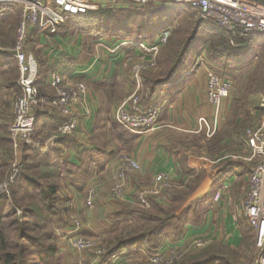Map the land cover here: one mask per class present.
I'll use <instances>...</instances> for the list:
<instances>
[{
    "label": "rangeland",
    "instance_id": "obj_1",
    "mask_svg": "<svg viewBox=\"0 0 264 264\" xmlns=\"http://www.w3.org/2000/svg\"><path fill=\"white\" fill-rule=\"evenodd\" d=\"M124 10L127 11L134 10L136 12L139 11L148 15L150 12L160 11V13L162 14V18L155 17L153 20H150V17L149 18L143 17L141 20H138L134 23V25H140V24H146L147 21H151L150 23L152 25V29L154 30H159V28L163 27L164 25L166 26L165 28L168 27L167 29L169 30L170 35L168 36V39L166 40L164 46L161 47V49L159 50L156 56V62L158 61V59H162L163 61H165V59L170 60V59H174L175 57H178L183 46H185V44L189 42L184 49L185 51L181 56L182 61L179 63L176 71L179 72L181 70V79L183 77L193 74V72L199 71L204 76L205 91H206V72L212 71L217 75H219L221 78L228 80L229 83L231 84L230 95L227 98H225V100H227L228 105L226 104L224 105L223 100L221 102V107H220L221 110L219 113L220 117L218 118V125H217V128L219 129L217 134L218 136L216 135L215 138L213 137L207 138L206 134H204L203 132L197 133L196 132L197 129H196L195 131L196 134L193 133L191 135H187L189 137L192 136L190 138L191 141L189 142L193 143L195 145V148L199 149V152H203L205 155H209L210 158L214 157L213 159L216 160H219L220 159L219 156L221 155H225L226 156L225 159H233V160H238L240 157L247 156V152H245L246 148L244 144H240V142L245 137L246 132L257 125L259 119V111H258L259 99L262 95H264L263 35L262 37H253L256 38L254 39L256 40V42L251 41V43H249L248 51L246 54L239 56L236 60L231 61V63H223L220 62V60H218L216 57H212L211 54H209L208 43L209 42L212 44L216 43L217 40L222 36L219 33L223 34L224 36L226 34H224L220 29H218L212 23L195 18L192 14H190L191 11L185 12L180 7H174V6L158 7L154 5H145L143 7L132 6L130 8L122 9L120 11H124ZM110 13L115 15L109 16V19L107 20L110 21L109 24L118 23L119 27H122V22L124 20H121L120 17L116 16L118 15L116 13L119 12L111 11ZM18 14L15 13L14 11V13H12L9 16L11 17L9 21H7L2 26V28H4L2 30L3 33H9L8 35H10V32L13 31L14 44L13 46H11L12 48H14L15 46L16 32L22 20L21 17L22 13L21 16ZM18 16L20 17V19L16 18ZM93 21L94 20L92 21L87 20L82 23H85V25H87L93 23ZM66 22H70L69 18L67 19ZM160 33H161L160 31L159 33L158 31H155L153 32V35H151L150 37H143L144 39H142L141 42H144L146 44L152 43L156 39V37L159 36ZM124 36L125 37H123L122 35L115 34L109 37L108 39L106 38L102 40V42L103 41L105 42L100 43V45H98L99 43L97 42L96 51L98 49L99 51L103 50V53L107 52L109 46H111V41L113 43L122 42V41H132L134 43H139L132 40L129 37V35H124ZM76 38L82 39L81 34L78 35L74 34L73 39ZM1 39L4 40L3 38ZM0 44H2L1 41ZM68 44L70 43L68 42ZM229 46L231 45L229 44ZM237 49H239V47ZM241 49L243 48H240L239 50ZM26 51L32 54V52H30L28 48ZM248 52H250V55L246 56ZM108 59L109 58L107 57V60ZM162 67L164 66L161 64L160 65L161 70L164 69ZM158 68L159 66L155 68L154 71L151 70H149L150 72L146 71L141 76L147 74V72H149V74L150 73L152 74V72L153 73L158 72ZM125 70L126 72H128L127 73L128 76L131 77L133 79V82L137 85V80L134 79L135 77L133 78L130 72L127 69ZM160 73L161 72L159 71L157 74L154 73V75L157 76ZM13 76H14L13 74L9 75L11 79L13 78ZM149 76L151 75H145L144 77L146 78ZM161 78L163 77H160L159 79ZM140 79L138 80V82H140ZM80 82L84 84L87 91L88 88L86 83L83 81ZM18 90L19 91L16 92L13 91L12 92L13 94L9 95L8 98V103H10V107H9L10 119H11L10 125L13 121L12 111H13L14 103L18 98V96H20L21 94L19 84H18ZM139 90L140 89H138L136 92L123 94V95H113L112 93L109 92L108 96H106L104 100L105 102L103 101L102 104V108H103L102 110L104 112V115L108 117V120L110 121L114 120L113 113L115 107L122 100L127 99L128 97L132 96L135 93L140 101L139 104H141L142 107H147V105L142 103L144 101L143 98L146 95L144 94L142 95ZM52 91L54 92L53 89ZM119 96L121 97L118 98ZM87 99H88V94H85L83 99L85 103H88ZM40 100H41L40 107L41 106L47 107V102L45 101L48 99L42 98ZM76 106H81V105L78 103ZM38 109H36L35 112H37ZM212 113H213L212 108L209 106V104L208 106L204 105L203 114L197 118L196 126L198 125V120L200 118H205L207 121H210ZM114 121L112 122L114 123ZM9 128H8V132H9ZM51 136L52 135H50L49 137ZM220 137H222L223 140L217 142V139H219ZM185 139L186 136H182L183 142L185 141ZM100 140L102 141L104 139L101 138ZM11 149H12V140H11ZM33 151L38 152L36 150ZM11 157L12 158L9 161V169L7 173L3 176L0 184L4 183L6 179H8L9 175L12 174L13 166L16 165V163L20 164L22 161L21 158L22 156L14 157V154L12 153ZM135 163L138 165L137 162ZM255 164H256L255 162H250L251 165L250 168L252 169V167ZM138 167L139 170L137 171H140V166L138 165ZM164 174L166 173L159 172L154 174L152 179L153 182L147 183L146 185L137 188L132 194H127L128 190L125 189L126 195L124 199L115 200V199H111L108 196L110 187L116 177V171H113L112 174L108 175V178L106 180H102L101 187L100 186L95 187L97 196L94 199H92L91 208L86 207L84 194L75 191L72 197L74 196L75 193H77L75 194L74 197L79 198L78 205L74 204L70 200L64 202V204L61 207H59L61 209H64L66 219L64 222H61V224L58 227L54 228L53 230L54 240L61 239L62 241H64V243H66L65 239L60 238L61 235H64L63 232L67 231L71 224L75 223L74 220H78L80 223L81 236L89 240L95 241V243L102 248L99 249L101 254L96 252L97 249H89V250L73 249L72 247L68 246V244L66 243L65 249H61L60 255L58 251V256H57L59 261L58 264H105L110 259L111 256L106 259L102 258L106 252L105 251L106 245L104 238H102L101 235L89 236L90 233L89 227L91 226L93 227V224H95V226L98 227L99 221H101L100 223L103 224V221L105 222L106 220L105 215H108L106 214V212H103L102 209L99 207L98 205L99 202H105L109 204L111 211L113 210L117 211L122 207H130L138 211L139 210L149 211V209L153 204H157L160 205V207H162L163 209L168 210L170 212L171 210H173V212L171 213L177 216V218L179 219L181 218V216H184V210L185 213H187L188 210H191V214H190L191 217L187 221V224H185L186 227L184 226L182 230H181V224L175 222L173 227L168 232H165V234H163V236L159 240L158 239L156 240V245L151 248L153 250H149V246L146 244L131 249H124L123 251L117 254L119 256H117L116 264H121L122 263L120 262L121 260H123L124 264H178L180 262L183 263L187 257L188 258L194 257L196 255L206 254L208 252H215L216 254L221 255L224 258H229L230 255L233 256L230 264H254V260L256 258V251L254 248V232L250 229V227L247 224L242 206L248 187L247 173L242 172V175L237 176L238 182L241 181L239 184L244 185V183H246L245 184L246 187L244 189H242L240 186L238 187L235 186L234 188L231 189L228 188L229 192L232 194V203L231 206L229 207V211L232 214L234 212V215L226 214L224 212H223L224 214H219V212L218 213L215 212L213 207L211 206V201H213V199L210 202H207L206 204L203 205L199 204L200 200L205 195L203 197L202 195L197 197L196 199L189 202V206H185L184 204L185 197L187 195L193 194L194 190L191 186L188 189H184L183 192H181V187L180 190L173 189V186L176 185L178 181H176L175 184L173 185L174 183L172 180L173 177L169 174H166V176L168 177L169 180H171L170 188L162 189L158 193V195H154L153 197L149 198V204H150L149 208L145 209L140 207L136 200L137 192L142 191L144 189H149L152 186H156V187L159 186V184L154 182V179L157 176ZM177 178H179V176ZM177 178L175 177V179ZM201 178L202 176L200 171L197 172L195 175L194 174L191 175V178L187 180L186 183H183L185 184L184 188L188 187L189 185L196 186L199 180H201ZM98 181L99 180H97V182ZM8 194L10 199L11 195L9 192ZM63 196H64L63 194H61V196L58 195V197H63ZM181 196L183 197L182 201H181ZM128 201L133 203V205L125 204ZM115 203L118 206L116 205V207L114 208L115 205L112 204ZM123 204H125L126 206H122ZM205 222H209L207 223L210 227L208 234H199L196 232V234L192 235L191 237L185 236L187 231L186 229H191V228L199 229L200 226H202ZM83 227H86L85 232L88 235L82 233ZM13 229L8 234L11 237L16 234ZM219 229L225 230L224 232L221 233L220 236L218 233ZM224 233L226 235H224ZM181 236H183L184 238L183 245H179L177 243L178 242L177 240H179ZM232 237L234 238V240L235 238L237 239L236 240L237 243L233 247H229L230 242H232L230 240L231 239L233 240ZM226 241L228 245L223 244V242ZM181 250H183L184 252L182 257H181ZM137 251H141V253L143 254L137 253ZM173 251L179 252V256L176 259L171 260L172 262L170 261L169 263H165L164 260V262L162 263H153L147 260L149 257L155 255H158L165 259L172 258L171 254ZM31 260L32 263H34V260L32 258Z\"/></svg>",
    "mask_w": 264,
    "mask_h": 264
},
{
    "label": "built area",
    "instance_id": "obj_2",
    "mask_svg": "<svg viewBox=\"0 0 264 264\" xmlns=\"http://www.w3.org/2000/svg\"><path fill=\"white\" fill-rule=\"evenodd\" d=\"M0 4L8 8L20 6L22 20L16 32V42L11 56L14 58L19 74L18 84L20 96L13 106V121L9 128L14 157L21 156V148L26 146L44 153L60 139L71 137L77 129V121L72 115V108L78 103L84 106V96L87 94L83 83L74 79H67L58 71L49 75V85L54 90L55 97L48 99L47 106L57 111L66 122L59 125L56 133L45 140H38L35 134V110L41 105L37 91L38 65L35 57L25 50L27 33L35 28L41 35H55L69 17L83 16L87 13L100 11H119L132 6L143 7L174 6L185 12L191 11L195 18L207 21L220 29L229 39L231 46H241L239 39L253 38L264 35V0H0ZM170 32L161 31L152 43H134L132 41L115 42L107 54H121L122 67L127 69L134 79L156 68V56L166 43ZM100 45L102 40L97 41ZM104 46V45H103ZM111 47V48H110ZM120 57V59H121ZM231 84L212 71L206 72V96L212 108L210 121L200 118L197 133L203 132L207 138L213 137L217 130L220 107L223 99L230 95ZM136 93L122 100L114 109V120L124 131L141 135L154 131L159 127V109L154 106L142 107ZM258 111L260 117L256 126L246 132L244 146L247 156L241 157L256 164L250 169L248 187L243 201V211L248 226L254 232V248L256 258L254 264H264V95L259 99ZM139 170L134 160L122 156L119 160L116 177L110 187L108 196L111 199H124L126 180L130 174ZM20 173V164L13 166L12 174L0 184V194L9 197L8 189ZM159 186H152L137 192V203L142 208H149V198L165 188H170L171 180L166 174L154 179ZM96 188L91 187L85 194V205L92 207V199L97 196ZM69 229L61 235L68 246L77 250L97 249L95 241L81 236L80 223L74 220ZM103 252V251H102ZM181 250V257L183 255ZM101 254V253H100ZM172 258L158 255L147 260L153 263H169L179 256V252H172ZM117 254L110 257L105 264H116ZM172 262V261H171Z\"/></svg>",
    "mask_w": 264,
    "mask_h": 264
},
{
    "label": "crops",
    "instance_id": "obj_3",
    "mask_svg": "<svg viewBox=\"0 0 264 264\" xmlns=\"http://www.w3.org/2000/svg\"><path fill=\"white\" fill-rule=\"evenodd\" d=\"M18 7L22 13L21 7ZM5 11L13 13L14 7H6ZM62 27L59 28L58 33L55 35H41L35 29L38 33L34 42V52H32V54L34 53L37 56L38 60H41L49 68L50 73L58 71L67 79L85 82L88 88V103H85L82 107L76 106L72 109V115L77 121V129L71 137L63 140L68 143L67 145L73 144L79 147L78 151H76L70 145L66 151L68 162L74 167L71 171L76 175L81 174L83 183L80 188H77L69 180H63L58 191V195H64L63 197H58L59 207L64 202L70 200L78 205L79 198L74 197L77 193L72 197L75 191L83 193L85 197L89 188L101 187L102 180H106L109 174L117 170L120 158L125 155L140 166V171L133 172L126 180L127 194H132L137 188L153 182V175L163 172L173 177V185L178 181L173 186V189L180 190L181 187L184 190L190 188V186L193 188V194L185 197V206H189L190 201L201 195L203 197L212 190V193L215 192L213 201H211L214 211L219 212V214L234 215V212L232 214L229 211L232 203V194L229 192V189L235 186H240L242 189L246 187V183L244 185L239 184L241 181L238 182L237 178L240 172H243L242 168H233L231 170L227 167L225 171H230L231 175L224 179L222 184L218 186L213 185V183H220V176L215 170L214 165L216 162L224 160L226 156H219L220 160L213 159L214 157L210 158L209 155L199 152V149H196L195 145L189 142L192 136H187L195 133L197 129L196 120L203 114L204 105L208 106L205 81L202 73L199 71L193 72V74L181 79L180 70L167 83L158 85L154 92L148 94L145 84L149 81L147 82V77L145 78L144 76L151 75L152 77L154 73L157 74L159 71H162L159 59L156 65L157 67L159 66L158 72H152V74H149L150 71L147 72V74L141 76L140 82L136 85L133 79L128 76V72L122 67L121 54L109 55L106 52L103 53V50L99 51L97 49L96 51L97 42L93 43V50L90 53L84 48L83 38H62L59 35ZM11 51V46L0 45V72L8 71V74L0 73V112L4 111L5 105L8 104L9 95L13 94V85L18 87L19 74L16 62L11 56ZM107 57L109 58L108 60ZM10 69L14 71V79L9 77ZM138 89H140L139 91L142 95H146L143 98L144 101L142 100L143 104L157 106L156 108L159 107V127L154 131L141 135L130 134L123 129V135L120 132L117 133L116 130L114 131L107 124L108 117L104 115L102 110L107 90H112L113 95H123L136 92ZM223 102L224 105H228L227 100L223 99ZM37 113L36 138L38 140H45L50 135H54L59 126L58 124L66 119L48 106H41ZM1 119L2 116L0 124L3 123ZM55 128L56 130L53 132ZM182 136H186L184 142L182 141ZM101 138L104 140L101 141ZM57 142L59 141H56L48 150L52 149ZM242 142H244V138ZM60 148L62 146L56 147V149ZM84 152H87L86 160L81 159ZM250 169H248L247 177ZM199 171L202 178L197 185H189L184 188L185 184L183 183H186L191 178V175H195ZM178 176L179 178H177ZM97 180L99 181L97 182ZM125 204L133 205L130 201ZM125 204L122 206H126ZM98 205L106 214L114 212V210L111 211L109 204L105 202H99ZM112 205H115V208L117 204ZM207 223L209 222H205L199 229L185 228L187 230L185 236L191 237L196 232L208 234L210 227ZM89 228V236L99 235L96 229L98 227L95 224ZM85 229L86 227H83V234H87ZM224 231L219 229V236ZM224 235L226 234L224 233ZM236 240V238L235 240L234 238L233 240L231 239L230 241L232 242H230L229 247H233L237 243ZM177 241L179 245H183V236ZM65 244L61 239L55 240L59 255L61 249H65ZM223 244L228 245L227 241L223 242ZM137 253L143 254L141 251H137ZM120 262L124 264L123 260Z\"/></svg>",
    "mask_w": 264,
    "mask_h": 264
},
{
    "label": "trees",
    "instance_id": "obj_4",
    "mask_svg": "<svg viewBox=\"0 0 264 264\" xmlns=\"http://www.w3.org/2000/svg\"><path fill=\"white\" fill-rule=\"evenodd\" d=\"M5 9L6 6L0 4V41L2 42L0 45L10 47L14 44L13 31L10 32V35H8L9 33H3L2 30L4 28L2 26L9 21L11 18L9 16L12 13L5 11ZM14 11L21 16L18 6L14 7ZM110 12L100 11L87 13L83 16L69 17L70 22L64 24L59 35L62 38H71L74 34H81L85 50L91 53L94 42L108 39L115 34L122 35L123 37H125L124 35H129L132 40L141 42L144 39L143 37H150L153 35V32L158 31L159 33V31H162L166 27L164 25L159 30H154L152 29L151 21H147L146 24L134 25L136 21L141 20L143 17H150V20H153L155 17L162 18L160 11L150 12L148 15L134 10H119L116 16L124 20L122 27H119L118 23L109 24L110 21H107L109 16L115 15ZM16 18L20 19L19 16ZM87 20L94 21L87 25L82 23ZM37 33L35 28L28 30L25 50L28 48V50L34 52V42L36 41ZM219 34L222 36L216 43L212 44L209 42L208 49L212 57H216L223 63H231V61L236 60L239 56L246 54L249 43L251 41L256 42L254 40L256 38L239 39L241 42L237 43L242 45L234 46L233 48L229 46L230 42L227 36ZM188 43L183 46L178 57L170 60L165 59V61L159 59V63L164 66V69L159 75L146 78L147 82L149 81L145 84L148 94L154 92L158 85L167 83L177 73V67L182 61L181 56ZM238 47L239 49H243L239 50L237 49ZM33 55L35 58L37 57L34 53ZM248 55H250V52L246 56ZM36 61L38 65L36 84L38 97L39 99H52L55 95L48 82L50 70L38 58H36ZM0 73L8 74V71ZM9 74L14 75V71L10 69ZM160 77L163 78L159 79ZM17 88V86L13 85L14 92L19 91ZM109 92L113 94L112 90H107V96ZM9 107L10 103L5 105L3 112H0V118L2 116L1 121L3 122L0 124V182L7 173L9 161L12 158L11 139L8 132L11 121ZM37 114L35 112L34 137H37ZM64 122H66V119L62 120L60 124ZM107 122L111 129L123 135L124 131L115 121L114 123L110 120ZM55 130L56 128L53 132ZM218 130L217 128L213 138L218 134ZM63 140L65 139L58 140L59 142L44 154L35 152L26 146L21 148L22 161L20 163V173L8 189L11 197L9 199L4 194H0V264H58V249L55 245L53 230L61 222L65 221V211L59 208L58 205V191L63 180H69L77 188H80L83 183L82 175H76L71 171L74 167L68 162L66 151L70 145L76 151H78L79 147L73 144L67 145L68 143ZM221 140H223L222 137L217 139V142ZM243 143L242 141L240 142V144ZM59 146H62V148L56 149ZM86 153L84 152L81 156L82 160H86ZM239 159H225L218 163L216 162L214 168L220 176V183H213V185L218 186L222 184L223 180L231 175L230 171H225L227 167L231 170L233 168H242L241 170L247 173L251 167L250 162L248 163V161L241 159V157ZM240 175H242V172L238 176ZM181 192H183L182 189ZM214 195L215 192L212 193L211 190L200 200L199 204L203 205L210 202L214 198ZM182 199L183 197L181 196V201ZM150 209L149 211H138L134 208L122 207L106 215V220L105 222L103 221V224L100 223L101 221L99 222V226L96 228L98 230L97 234L102 235L106 245L103 259L118 254L124 249H131L143 244L148 245L149 250H153L151 248L156 245V240H159L165 232H168L175 222L181 224L182 230L191 217V210L188 209L187 213L184 210V216H181L180 219L171 213L173 210L170 212L160 207V205L153 204ZM12 229L16 234L11 237L8 234ZM206 254L187 257L183 263L180 262L178 264H230L233 258L231 255L229 258H224L215 252H208ZM31 258L34 260V263H32Z\"/></svg>",
    "mask_w": 264,
    "mask_h": 264
},
{
    "label": "bare ground",
    "instance_id": "obj_5",
    "mask_svg": "<svg viewBox=\"0 0 264 264\" xmlns=\"http://www.w3.org/2000/svg\"><path fill=\"white\" fill-rule=\"evenodd\" d=\"M165 29H167V28H163L162 31L165 30ZM160 32H161V31H160ZM258 37H259V36H258Z\"/></svg>",
    "mask_w": 264,
    "mask_h": 264
}]
</instances>
